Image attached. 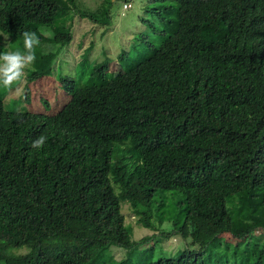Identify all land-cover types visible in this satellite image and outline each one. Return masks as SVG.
<instances>
[{
    "label": "trees",
    "instance_id": "obj_1",
    "mask_svg": "<svg viewBox=\"0 0 264 264\" xmlns=\"http://www.w3.org/2000/svg\"><path fill=\"white\" fill-rule=\"evenodd\" d=\"M148 3L152 19L140 20L147 32L133 43L141 57L120 52L114 78L104 80L106 60L82 87L61 76L69 98L51 114L6 110L0 101L2 264H41L43 241L61 234L79 245L122 249L125 257L109 264H220L205 258L206 246L221 234L241 239L248 232L233 233L228 201H250L248 194L261 190L252 208L264 216V0ZM75 4L0 0L8 51H23L24 31L35 32L40 45L57 46L35 49L28 82L50 75L71 41L67 21L74 15L108 26V0L92 13ZM40 135L47 142L35 149ZM168 195L176 199L170 205ZM121 203L143 228L166 222L168 230L132 240ZM170 236L184 243L174 257L158 246ZM20 247L27 252H7ZM237 264H264V238Z\"/></svg>",
    "mask_w": 264,
    "mask_h": 264
},
{
    "label": "rangeland",
    "instance_id": "obj_2",
    "mask_svg": "<svg viewBox=\"0 0 264 264\" xmlns=\"http://www.w3.org/2000/svg\"><path fill=\"white\" fill-rule=\"evenodd\" d=\"M103 0H76L78 10L90 12L96 11ZM109 24L102 27L89 22L86 19L78 18L74 15L73 19L67 22L71 25V41L58 51V56L51 66L50 75L40 78L36 81L28 82L25 76L22 81L14 84L10 89L0 87V101L6 110L15 112H30L35 114H51L57 111L69 98V95L60 88L58 80L61 76L73 79L75 87H82L92 83L89 77L90 71L100 62L106 60L108 63L104 80L114 78L120 70L117 62V55L120 52H126L129 58L138 60V55L133 43L136 42L138 34L146 33L145 25L140 20L151 21L147 9L151 8L148 0H108ZM128 2L130 8L122 9V3ZM43 36L50 33L44 28H40ZM1 36V35H0ZM6 38V39H4ZM151 41L157 46L160 39L152 36ZM8 39L6 36L0 38V52L8 51ZM136 44V43H135ZM9 45V43H8ZM43 52H51L57 49V46L44 43L40 45ZM10 48V45H9ZM10 50V49H9ZM98 83L97 79H93ZM263 191L258 190L248 194V196L235 197L228 201V210L232 213L234 226L233 233L237 235L242 229H248V232L241 239H236L234 234H221L211 244L203 250L204 256L208 260H219V263L237 264L242 256L243 250L250 251L254 245H259L264 238V216L253 210L252 205L260 201V195ZM168 199H171L168 195ZM176 199L169 200L170 205ZM245 205L243 212L242 209ZM254 206V205H253ZM258 209H262L258 206ZM239 210V211H237ZM120 211L124 218V226L130 233L132 240H138L144 236L152 234L157 235L159 231H167L168 223H163L155 229H145L138 222L137 216H134L125 203H121ZM235 213V214H233ZM258 215V217H253ZM250 226V227H249ZM158 246L161 248L162 255L174 257L184 249L183 241L177 236L159 239ZM150 244L141 246L144 249ZM152 244V243H151ZM150 244V245H151ZM157 247H154V257H157ZM8 254L20 256L27 252L25 247L9 249ZM61 256L59 261L52 258ZM125 257L120 248L108 247L104 249L101 245L94 243L90 245H79L74 243L68 235L61 234L54 239L43 241L42 251L39 257L41 264H109L118 262ZM0 264H2L0 262Z\"/></svg>",
    "mask_w": 264,
    "mask_h": 264
},
{
    "label": "clouds",
    "instance_id": "obj_3",
    "mask_svg": "<svg viewBox=\"0 0 264 264\" xmlns=\"http://www.w3.org/2000/svg\"><path fill=\"white\" fill-rule=\"evenodd\" d=\"M22 38L23 51L16 49L0 52V87L2 88L10 89L14 84L21 82L25 70L35 63V49L40 45L39 37L33 31H24ZM46 142L47 137L40 135L32 141L31 146L41 149Z\"/></svg>",
    "mask_w": 264,
    "mask_h": 264
},
{
    "label": "built area",
    "instance_id": "obj_4",
    "mask_svg": "<svg viewBox=\"0 0 264 264\" xmlns=\"http://www.w3.org/2000/svg\"><path fill=\"white\" fill-rule=\"evenodd\" d=\"M128 7H129L128 4H123V5H122V9H127Z\"/></svg>",
    "mask_w": 264,
    "mask_h": 264
}]
</instances>
